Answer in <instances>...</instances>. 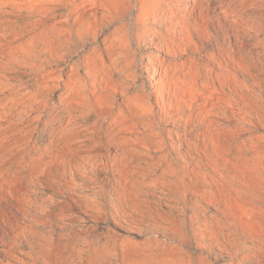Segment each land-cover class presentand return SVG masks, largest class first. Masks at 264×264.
Listing matches in <instances>:
<instances>
[{
	"label": "rangeland",
	"instance_id": "374dc122",
	"mask_svg": "<svg viewBox=\"0 0 264 264\" xmlns=\"http://www.w3.org/2000/svg\"><path fill=\"white\" fill-rule=\"evenodd\" d=\"M0 264H264V0H0Z\"/></svg>",
	"mask_w": 264,
	"mask_h": 264
}]
</instances>
